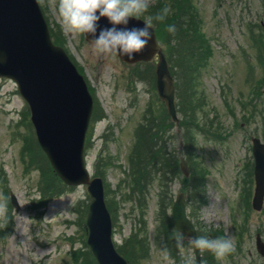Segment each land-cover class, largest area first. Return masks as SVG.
Returning a JSON list of instances; mask_svg holds the SVG:
<instances>
[{
  "label": "rangeland",
  "instance_id": "rangeland-1",
  "mask_svg": "<svg viewBox=\"0 0 264 264\" xmlns=\"http://www.w3.org/2000/svg\"><path fill=\"white\" fill-rule=\"evenodd\" d=\"M157 1L148 0L149 7ZM37 2L51 34L61 37V46L86 79L104 114L103 119L90 125L85 157L91 175L103 178L110 188L106 196L112 200L109 205L116 247L132 254L138 240L143 239L148 254H143L139 245L135 254L138 264H185L188 257L195 264L189 241L182 237L184 247L175 248L170 239H165L161 226L183 188L179 168L176 178L148 169L172 193L166 214L158 205L163 184L159 188L155 179L153 185H145L146 192L140 197L134 194L128 200L123 196L125 189L117 188L122 178H127L134 157L155 168L180 156L175 138L169 143L167 139L150 141L145 131L136 134L135 128L143 126L147 107L154 101L151 86L156 62L126 65L114 54L98 53L83 34L69 33L62 27L59 0ZM194 4L211 46L206 67L198 76V100L203 104L198 116L202 125L214 119L211 128L215 138L209 140L202 134L196 140L195 166L203 177L204 203L192 220L204 232L232 237L234 249L219 259V264H264L255 249L257 233L264 243V204L260 212L253 211L251 205L248 208L254 189L251 139L257 137L264 143V0H194ZM25 108L15 84L0 79V227L10 222L11 216L14 222L13 232L4 240L0 237V264H73L74 250L85 248L82 219L90 198L84 186L68 189L56 181L39 152L30 156L29 150H23L28 133ZM255 112L258 115L252 119L250 115ZM171 130L166 120L162 138H167ZM172 132L176 133L175 128ZM138 138L141 151L136 153ZM159 142L165 143L161 152ZM22 157L32 164L30 170ZM141 168L147 170L145 164ZM43 173L49 175L47 188L56 193L44 209L31 211L40 195L37 187ZM9 192L16 196L18 209L11 207ZM143 225L139 237L129 244L128 238ZM165 241L172 252H177L176 257L182 254L181 258L171 257Z\"/></svg>",
  "mask_w": 264,
  "mask_h": 264
},
{
  "label": "water",
  "instance_id": "water-1",
  "mask_svg": "<svg viewBox=\"0 0 264 264\" xmlns=\"http://www.w3.org/2000/svg\"><path fill=\"white\" fill-rule=\"evenodd\" d=\"M141 20H131L129 27H142ZM108 25L107 18L100 21ZM153 29V28H152ZM148 46L135 58L119 56L126 63L149 61L158 54L156 89L171 118L177 122L174 86L165 56L154 30ZM85 35V34H84ZM91 43V36H86ZM92 44V43H91ZM0 77L13 80L28 104L37 140L58 176L69 185H88L92 202L87 214V244L98 264H128L111 241V221L103 203L100 179L89 180L83 161V143L92 111V99L83 77L65 51L54 45L36 0H0ZM255 192L252 207L259 211L264 200V145L254 141ZM181 171L188 176L186 161ZM14 205H16L13 198ZM174 229L188 237L196 230L187 217L185 199L178 194L171 208ZM257 251L264 256V244L256 236ZM197 262L200 251L193 249Z\"/></svg>",
  "mask_w": 264,
  "mask_h": 264
},
{
  "label": "trees",
  "instance_id": "trees-1",
  "mask_svg": "<svg viewBox=\"0 0 264 264\" xmlns=\"http://www.w3.org/2000/svg\"><path fill=\"white\" fill-rule=\"evenodd\" d=\"M165 8L168 9L166 18L163 21H154L153 25L156 27L158 41L163 46L172 75L175 78V85L177 91V111L179 117L181 118L179 127L182 128L183 131V150L191 170L190 178L187 179L182 177L181 183L183 188H181L180 190L187 194L190 217L196 218L198 208L201 207L204 203L203 177L201 176L199 169H197V167L195 166V162L198 159L196 140L198 136H201L203 133H205L209 140L215 138V135H213L211 128L212 126H214L213 120H207L203 123V126L200 122V117L198 116L199 112L202 111L203 107L202 101L198 100V76L200 71L206 67V64L208 62V56L211 53V46L209 44V39H207L206 35L203 33V30H201L202 23L198 14L197 7L194 4V0H159L155 5L151 6L142 17L149 19L150 16H154L155 14L162 12ZM169 25L175 26L174 33H170L168 31ZM53 39L56 44L61 45L60 36H53ZM159 106L162 107V111H160V108L158 106H155V110L161 112L162 117L161 115L156 116L157 118H155L158 121L154 120L150 110L151 108H153V106L151 105L143 118V126L139 128V133L143 135L145 131L148 134L150 141L162 139L161 134L163 131V125H165L166 120H168L171 128L174 127V125L170 122V119L165 111L164 106L162 104H159ZM100 111L101 109L98 100L94 98V109L92 115V118L94 120H99L102 118V114L100 113ZM23 116L24 119H26V130H28V133L26 135L27 138L24 141L23 150H29L27 153L30 156H38L39 152L41 157L43 158V162L48 164L46 158L39 150L33 138V135L29 130L30 125L27 119V110L23 113ZM168 137H170V139L173 138L170 134ZM170 139L168 140L169 142L171 141ZM137 141H141V139L138 138ZM164 144L165 143L163 142L160 143L161 147L158 151L161 152L162 145ZM140 145L141 143L139 142H137V144L135 145L136 153H139L141 151ZM24 154H21V156H23ZM133 159L134 164L131 163L129 166L131 169L130 177L133 180V185L130 184V186L131 191L135 192V194H138V197H140L143 192H146L145 185L148 186L149 184H154L155 181L152 182L149 181V179H155L157 182H159V188L163 184L162 180L159 179V177L155 178L151 174H149V170L155 171L157 174L160 173L163 175V177H167L169 174H172L175 178L177 177V159L172 160L166 165L161 164L159 165L161 167L158 166L155 168L148 167L145 162L143 163L139 160L136 161L135 157ZM23 160L25 161L26 169L30 170L32 167L30 161H26V158H23ZM144 164L147 170L141 168ZM152 164H154L153 166H157L155 165V162L153 160ZM37 165L39 167V164ZM164 170L167 171L165 172ZM48 176L49 175L47 173H43L42 178L38 184L39 189L43 192L44 198H52L56 193H51L50 190L47 188L46 183L49 179ZM56 181L60 182L57 178ZM170 194L171 192H168L166 189V185L163 184V186L161 187V193L159 194L158 205L161 207V209L159 210L164 214L167 213V207L172 203V198L170 197ZM128 197H131V194H129ZM190 208L192 209V211H190ZM161 226H163L165 229V239H170L174 243V247L177 248L176 241L174 240V238H180L183 236L177 234L173 230L171 219L169 216H165V221L161 222ZM142 229H144V225L138 230V232L131 235L128 238L127 242L130 244L133 242V239L139 237ZM205 233H207L209 236L215 235L212 232L210 233L204 231H202L200 235H203ZM138 241L139 242H137V244L135 245L132 254L127 253L124 248H119V252L125 258H127L129 264H138V260L135 259V254L137 253L136 248H138L139 245L141 248V252L143 254H148V250L146 248L145 242H143V239H140ZM165 243L169 244L166 241ZM83 244L85 248L74 252L72 256V260L74 261L73 264H95L91 254L87 250L85 243ZM167 250L171 253V257L180 258L176 257V251L172 252L170 244ZM79 253L80 255H78ZM203 260L205 264H218L216 256L209 251L203 254Z\"/></svg>",
  "mask_w": 264,
  "mask_h": 264
},
{
  "label": "clouds",
  "instance_id": "clouds-1",
  "mask_svg": "<svg viewBox=\"0 0 264 264\" xmlns=\"http://www.w3.org/2000/svg\"><path fill=\"white\" fill-rule=\"evenodd\" d=\"M148 0H59L58 15L62 27L69 33H81L91 36V43L100 54L126 56L129 60L145 49L153 38L154 21H163L168 9L150 16L142 27H129L130 21L140 20L148 11ZM102 18L108 25L100 26ZM168 31L175 32V26L169 25ZM189 243L195 250H206L216 258L222 259L234 249L231 236H209L207 233L190 237ZM176 246L184 247L182 237L177 238ZM185 264H192L191 257Z\"/></svg>",
  "mask_w": 264,
  "mask_h": 264
}]
</instances>
